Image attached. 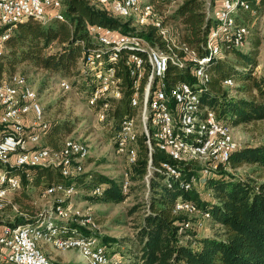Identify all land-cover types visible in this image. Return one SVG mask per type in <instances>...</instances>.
<instances>
[{
	"label": "built area",
	"instance_id": "1",
	"mask_svg": "<svg viewBox=\"0 0 264 264\" xmlns=\"http://www.w3.org/2000/svg\"><path fill=\"white\" fill-rule=\"evenodd\" d=\"M88 1L98 8H107L114 18L130 21L135 29L129 33L118 30V33L109 27L88 26L90 43L81 44L82 55L78 60V78L89 85L85 105L91 109L98 107L95 112L98 122L111 124L116 103L127 95L132 114L120 119L113 131L114 152L126 164H135L138 139L142 137L148 156L146 183L155 169L150 163L155 151L166 157L157 169L175 179L180 176L178 166L189 162L204 166L199 171L202 178L224 171L239 145L233 138V129L218 121L211 110L203 108L199 95L210 81L207 68L222 55L224 45L238 49L247 46L248 30L236 23L234 16L239 11L251 10V5L257 6L260 0L206 1L205 11L213 26L203 53L184 43L166 19L169 12L160 11L148 0ZM28 18L43 25L62 20L61 0H0V54L11 31ZM142 34H149L150 38ZM169 67L186 71L189 80H169ZM223 84L233 86L231 79ZM56 85L63 92L73 89L72 83L63 78ZM47 129L38 91L29 80L21 74L3 80L0 83V214L19 186L17 171L25 173L28 168L42 166L58 169L65 179L83 174L88 143L66 138L58 150L39 148ZM128 179L125 173L120 184L123 194L127 193ZM194 183L191 180V185ZM182 186L185 190L190 188L189 183ZM76 193L75 186L58 184L46 188L41 197H71ZM88 195L100 196V187L92 188ZM173 213L188 217L180 224V230L186 233L205 231L211 221L208 212L180 198ZM78 215L76 211L71 216V208L56 200L51 210L35 223L2 225L0 260L6 264H51L39 244L42 243L59 251L77 250L86 264H129L128 260L110 254L96 236L72 227L71 224L95 227L90 215L79 218Z\"/></svg>",
	"mask_w": 264,
	"mask_h": 264
},
{
	"label": "trees",
	"instance_id": "2",
	"mask_svg": "<svg viewBox=\"0 0 264 264\" xmlns=\"http://www.w3.org/2000/svg\"><path fill=\"white\" fill-rule=\"evenodd\" d=\"M263 3L264 0H260L257 6L251 5V10L239 11L234 16L235 22L243 24L248 30L250 17ZM61 4L62 20H51L43 25L28 18L11 31L0 54V83L15 74L13 72L21 64L33 65L47 76L78 78L81 44L90 43L88 26L100 25L123 33L135 30L130 26V21L114 18L107 8H98L88 0H61ZM205 4L206 0H181L166 18L179 32L181 40L199 53H203L205 40L213 26V20L205 11ZM142 35L150 38L149 34ZM246 41L248 43V37ZM246 49L247 47L238 49L225 44L222 55L209 64L207 71L210 81L199 95L201 106L211 110L218 121L226 123L232 129L264 120V76H253L255 54L246 52ZM229 53L235 56L234 63L239 69L228 64L226 55ZM7 73L10 75L4 78ZM167 76L172 81L189 80L186 71L174 67L168 68ZM231 78L236 81L235 91L239 96H230L222 89L223 81ZM125 80L127 81L126 77ZM80 81V88L89 94L88 82L82 79ZM126 97L124 94L112 112V123L115 127L125 115L132 114ZM92 109L96 112L98 107ZM60 127L57 122L48 123L39 148L58 150L61 146V138L57 137V133L61 132ZM165 159L160 152L152 153L150 163L155 169L148 178V200L142 205L144 213L134 238L138 249L128 263L264 264V183L255 186L223 171L216 172L204 177V185L213 199L203 200L198 190L191 185V180L196 181V173L199 176V171L204 166L197 162L179 165L180 176L175 179L157 169L159 162ZM229 163L233 168L243 165L264 167V143L239 146L230 155ZM126 165L130 170V181L144 179L148 156L142 137L138 139L135 164ZM17 172L20 183L10 196V203L0 214V227L35 223L44 216V211L33 213V206L29 203L30 188H41L42 193L49 186L63 184L83 187L89 193L92 188L100 187V196H86L93 203L117 204L125 197L121 192V183L101 175L96 176L97 184L91 186L83 181V174L73 179H65L58 169L50 167L38 166L26 169L25 173ZM186 183L190 184L188 190L182 186ZM178 198L190 201L200 210L208 212L211 221L218 227V234L199 236L195 232L181 231L180 224L188 217L184 213H173ZM6 210L13 211L16 215L6 221L3 218ZM71 226L81 233L99 238L94 231H85L76 224Z\"/></svg>",
	"mask_w": 264,
	"mask_h": 264
},
{
	"label": "rangeland",
	"instance_id": "3",
	"mask_svg": "<svg viewBox=\"0 0 264 264\" xmlns=\"http://www.w3.org/2000/svg\"><path fill=\"white\" fill-rule=\"evenodd\" d=\"M153 3L160 11L171 12L176 8L181 0H148ZM172 1H175L172 4ZM209 2L217 0H206ZM248 24V43L246 52L255 54V65L252 67L253 76H264V3L250 17ZM116 32L120 33L118 30ZM256 44V46H255ZM54 48V47H53ZM229 65H235V56L227 54ZM236 69L239 66L235 65ZM15 74H21L31 83L32 87L37 89L39 102L44 111L45 120L50 124L57 122L61 126V132L57 137L62 141L71 138L84 141L89 145L88 159L84 162L83 181L93 186L97 184L96 176H105L118 183L124 179V174H130L129 167L125 159L114 152L112 145L113 131L116 128L112 123L98 122L95 117V111L85 105V90L80 88V79L77 77L66 78L73 85L72 91L63 92L58 89L56 82L58 76H47L41 69L29 64L17 66ZM9 73L4 74L6 78ZM232 79L233 86H222V89L228 92L230 96H239L235 91L236 81ZM44 83L42 84V82ZM75 84V85H74ZM232 135L241 146H253L264 143V120L249 125H239L233 127ZM43 141V140H42ZM41 144V143H40ZM238 180H244L251 185L258 186L264 183V167L243 165L238 168L229 166L223 171ZM200 174V173H199ZM129 180V179H128ZM203 200L211 201L212 195L204 185V178L196 173L194 183ZM149 183H146L145 176L143 180L130 181L124 200L120 203H93L87 200L88 191L85 188H76V195L66 197L57 195L55 197H41V188H30L29 203L33 206V213L49 212L56 200H61L64 206L71 208V216L79 212V217L90 215L93 224L79 225L85 231L93 230L100 242L115 258H121L125 261L132 259V254L138 249L135 243V232L139 226L144 210L143 204L147 202ZM16 214L13 211L6 210L3 218L7 221ZM77 225V224H76ZM205 231H197L200 235L218 234V227L212 221H209ZM93 232V233H94ZM115 241L114 243L111 241ZM185 240V239H183ZM105 244H104V243ZM192 243V241H191ZM43 252L52 264H86L77 250L59 251L48 246H43ZM193 246V243H192ZM0 264H6L0 261Z\"/></svg>",
	"mask_w": 264,
	"mask_h": 264
},
{
	"label": "crops",
	"instance_id": "4",
	"mask_svg": "<svg viewBox=\"0 0 264 264\" xmlns=\"http://www.w3.org/2000/svg\"><path fill=\"white\" fill-rule=\"evenodd\" d=\"M1 261V260H0Z\"/></svg>",
	"mask_w": 264,
	"mask_h": 264
}]
</instances>
